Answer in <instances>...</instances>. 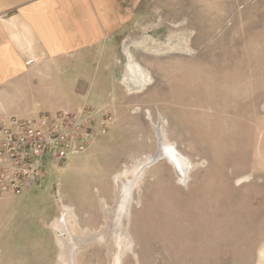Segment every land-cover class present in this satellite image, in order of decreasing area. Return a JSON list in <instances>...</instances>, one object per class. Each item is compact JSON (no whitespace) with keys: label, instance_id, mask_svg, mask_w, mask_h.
Returning a JSON list of instances; mask_svg holds the SVG:
<instances>
[{"label":"rangeland","instance_id":"obj_1","mask_svg":"<svg viewBox=\"0 0 264 264\" xmlns=\"http://www.w3.org/2000/svg\"><path fill=\"white\" fill-rule=\"evenodd\" d=\"M117 50L109 61L119 91L103 109L90 106L107 114L104 132L85 154L47 158L26 203L0 200V264H66L53 226L64 206L77 216L81 243L91 242L79 264H111L120 253L118 264H260L264 0H140ZM128 53L152 78L139 94L123 83ZM159 119L196 168L185 185L166 161L147 170L125 224L128 251L115 245L99 200L113 207V177L156 153Z\"/></svg>","mask_w":264,"mask_h":264},{"label":"crops","instance_id":"obj_2","mask_svg":"<svg viewBox=\"0 0 264 264\" xmlns=\"http://www.w3.org/2000/svg\"><path fill=\"white\" fill-rule=\"evenodd\" d=\"M139 2L0 0V119L108 106L119 91L109 55Z\"/></svg>","mask_w":264,"mask_h":264},{"label":"built area","instance_id":"obj_3","mask_svg":"<svg viewBox=\"0 0 264 264\" xmlns=\"http://www.w3.org/2000/svg\"><path fill=\"white\" fill-rule=\"evenodd\" d=\"M104 117L84 105L74 111L0 119V200L20 198L39 185L47 158L59 164L85 154L107 128Z\"/></svg>","mask_w":264,"mask_h":264},{"label":"bare ground","instance_id":"obj_4","mask_svg":"<svg viewBox=\"0 0 264 264\" xmlns=\"http://www.w3.org/2000/svg\"><path fill=\"white\" fill-rule=\"evenodd\" d=\"M123 77V83L128 90V94L131 95L141 93L152 83L150 73H148L141 64L136 62L131 53H128L126 74ZM146 114L149 115L150 118L152 117L149 110L146 111ZM162 121L159 119L156 123H152L157 142L156 153L137 160L131 168L125 167L123 172L118 173L113 177L115 197L114 206L110 207L103 198L99 200L104 214L105 223L108 226L115 228L114 233H111L112 235L114 234L113 238L115 239V245L119 247L124 245L125 247H123L128 251L132 249L133 240L125 227V224H129L130 222V213L134 202L133 194L140 187L147 170L158 162L166 161L174 169L179 183L185 185L190 179L191 172L196 168L187 157L181 154L175 143H172L169 140L165 126L163 125L164 121ZM122 179H125L126 182H123ZM64 209L65 211L62 221L54 223L53 226L61 234L60 237L65 245V251L62 257L64 262L66 264H76L77 254L80 253L79 251L81 249L88 246L89 241L87 240L84 241L83 244L81 243L79 240L80 237L77 236L79 234L77 216L68 206H64ZM101 233L97 234L95 242L101 243L103 240ZM64 235L68 237L65 238ZM122 255L123 253L112 256L111 264H118ZM261 257L260 264H263L264 252L261 254ZM77 264L79 263L77 262Z\"/></svg>","mask_w":264,"mask_h":264}]
</instances>
